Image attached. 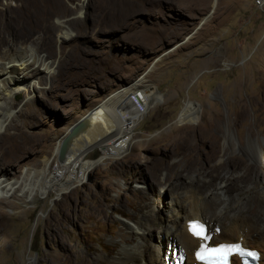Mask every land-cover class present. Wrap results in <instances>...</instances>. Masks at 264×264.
Returning a JSON list of instances; mask_svg holds the SVG:
<instances>
[{
  "label": "rangeland",
  "instance_id": "1",
  "mask_svg": "<svg viewBox=\"0 0 264 264\" xmlns=\"http://www.w3.org/2000/svg\"><path fill=\"white\" fill-rule=\"evenodd\" d=\"M8 38L40 41L51 67L2 105L0 177L20 184L0 197V264H64L68 255L111 264L124 222L147 213L157 223L186 176L202 185L230 154L258 166L249 146L264 180V0H0V41ZM126 88L156 103L126 117L119 104L131 101L117 94ZM108 99L105 118L130 130L115 123L101 144L125 132L127 150L103 158L96 145L84 154L97 164L83 183L59 196L36 186L29 197L26 171L49 162L50 176L69 128ZM191 101L192 117L177 123ZM78 136L71 156L86 133ZM209 140L219 149L211 158Z\"/></svg>",
  "mask_w": 264,
  "mask_h": 264
},
{
  "label": "bare ground",
  "instance_id": "2",
  "mask_svg": "<svg viewBox=\"0 0 264 264\" xmlns=\"http://www.w3.org/2000/svg\"><path fill=\"white\" fill-rule=\"evenodd\" d=\"M60 32L67 37V31L60 30ZM42 50L40 41L37 39L21 41L8 38L0 41V120L7 109L11 107L14 94L21 90L26 78L34 73H46L50 70V61L46 55L42 54ZM144 82V79L140 81V83ZM128 91L131 92L126 88L117 94L128 95L130 94ZM110 101L111 99H108L103 102L85 118L83 126L79 129L86 133V136H81L83 139L80 147L77 145L72 148L74 149L73 156L70 155L69 149L74 139L79 135L78 132L69 139L65 159L59 161L56 158L51 163L50 176L47 175L49 162H46L39 171L33 169L26 171L22 177L23 181H21L24 182V190L29 197H32L36 186H39L42 195H46L51 188L56 189L59 196L62 192H67L72 184L83 183L88 172L97 164V161L84 159L86 151L100 145L102 133L112 131L115 123L121 131L128 132L130 130V126L123 119H115L113 122V120L109 121L108 118H105L106 107ZM155 101L156 99L151 98L145 102L143 110L150 102ZM3 104L7 106V109L2 107ZM192 104L189 102L180 113V120L192 117V113L195 111V106ZM102 120L106 122L105 127L103 125L93 126L98 122L100 124ZM123 133L121 132V135L104 143L105 145L101 144L104 146L101 150L103 158L119 157L127 150L131 144V138ZM206 140L208 141V139ZM256 144L258 145V143ZM211 147L212 154L209 153V158L215 156L219 150L216 148L215 142L211 144ZM58 149L59 147L56 150L57 157ZM246 150L250 156L249 159L257 161L258 166L245 162L240 155L230 154L221 164L211 167V171L208 173L209 179L202 182V185L198 181L191 180L190 176H186L185 182L179 184L177 195L168 201L165 215L161 216L157 223L149 222L150 214L147 215V213L139 215L138 218L130 222H124L126 231L120 234L117 239L120 246L116 254L110 257L111 264H170L175 260L174 252L185 256L184 264H197L195 250L202 240L194 238L190 233L189 222L191 220H202L207 223L209 232L212 233L209 245H217L222 242H241L245 247L257 249L260 255L259 263L264 264L262 166L257 147L249 146ZM184 171L188 174L192 173V170L188 168H184ZM37 172L39 176L35 181L33 176ZM236 173L241 174L235 175ZM180 176H182L181 172L177 171V179ZM250 181L255 182V188L251 187ZM18 184H20V179L0 177V197L12 191ZM163 189L164 187L161 186L160 192H163ZM254 206L256 210L253 212ZM100 257L102 258V255ZM91 258L93 259V257ZM92 259L83 257L73 262L68 255L64 264H91ZM233 259L237 262L235 257Z\"/></svg>",
  "mask_w": 264,
  "mask_h": 264
},
{
  "label": "water",
  "instance_id": "3",
  "mask_svg": "<svg viewBox=\"0 0 264 264\" xmlns=\"http://www.w3.org/2000/svg\"><path fill=\"white\" fill-rule=\"evenodd\" d=\"M137 82H135V83H137ZM191 102L194 103V104H197L194 101H191ZM151 106H153V104ZM197 106H198V104H197ZM89 114H90V112L87 115H85L83 118H81L80 120L75 122L69 128L68 133L64 135L63 139L61 140L59 149H58V160L59 161H63L65 159V156H66V153H67V146H68L70 137L73 136L74 134H77L79 132V129L83 126L85 118L88 117ZM177 123H183V121H181L179 119V116L177 118Z\"/></svg>",
  "mask_w": 264,
  "mask_h": 264
},
{
  "label": "built area",
  "instance_id": "4",
  "mask_svg": "<svg viewBox=\"0 0 264 264\" xmlns=\"http://www.w3.org/2000/svg\"><path fill=\"white\" fill-rule=\"evenodd\" d=\"M132 95H128L129 100L131 101V105L129 108H124L125 103H120L119 104V111L124 112V116L130 117V115L138 112L140 110L143 111V105L141 103V98L138 96L140 95L139 92H133L131 93ZM145 111V110H144ZM144 113V112H143Z\"/></svg>",
  "mask_w": 264,
  "mask_h": 264
},
{
  "label": "clouds",
  "instance_id": "5",
  "mask_svg": "<svg viewBox=\"0 0 264 264\" xmlns=\"http://www.w3.org/2000/svg\"><path fill=\"white\" fill-rule=\"evenodd\" d=\"M201 221H202V220H201ZM203 222H204V221H203ZM205 223H206V222H205ZM206 224H207V223H206ZM222 243H223V242H222ZM219 244H220V243H219ZM251 249H253V248H251ZM256 250H257V249H256ZM257 251H258V250H257ZM233 262H234V264L236 263V262H235V259H233Z\"/></svg>",
  "mask_w": 264,
  "mask_h": 264
}]
</instances>
